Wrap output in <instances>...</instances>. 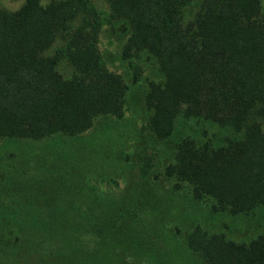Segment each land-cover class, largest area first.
<instances>
[{
  "label": "trees",
  "instance_id": "1",
  "mask_svg": "<svg viewBox=\"0 0 264 264\" xmlns=\"http://www.w3.org/2000/svg\"><path fill=\"white\" fill-rule=\"evenodd\" d=\"M109 18H125L124 50L147 49L165 74L152 81L147 126L168 137L174 118L209 119L242 131L227 144L178 143L168 165L192 183V194L216 198L214 210L231 213L264 205V12L260 0H106ZM80 18V22L74 21ZM102 24L91 0H24L0 8V137H40L61 130L77 135L98 113L122 114L128 85L104 68L96 46ZM59 37L62 43L46 49ZM66 60L68 77L57 69ZM187 244L208 264H264V232L248 243L207 233L199 224Z\"/></svg>",
  "mask_w": 264,
  "mask_h": 264
},
{
  "label": "rangeland",
  "instance_id": "2",
  "mask_svg": "<svg viewBox=\"0 0 264 264\" xmlns=\"http://www.w3.org/2000/svg\"><path fill=\"white\" fill-rule=\"evenodd\" d=\"M91 1L102 19V64L128 85L122 114L98 113L77 135L0 137V264H208L187 244L196 224L246 243L264 232V205L214 210L215 197L195 198L192 183L168 170L182 138L217 147L243 132L179 112L172 133L157 138L145 96L152 81L165 80L159 61L147 49L125 51L128 20L110 19L106 0ZM23 2L0 0V8L15 11ZM198 2L184 8V19ZM61 43L57 37L46 52ZM57 69L73 72L66 60Z\"/></svg>",
  "mask_w": 264,
  "mask_h": 264
}]
</instances>
